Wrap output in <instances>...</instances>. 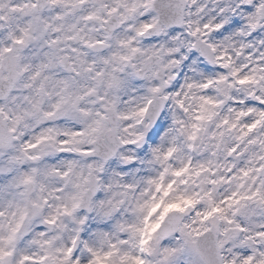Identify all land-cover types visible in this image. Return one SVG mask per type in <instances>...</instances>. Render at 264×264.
Here are the masks:
<instances>
[{
    "label": "clouds",
    "instance_id": "obj_1",
    "mask_svg": "<svg viewBox=\"0 0 264 264\" xmlns=\"http://www.w3.org/2000/svg\"><path fill=\"white\" fill-rule=\"evenodd\" d=\"M0 264H264V0H0Z\"/></svg>",
    "mask_w": 264,
    "mask_h": 264
}]
</instances>
